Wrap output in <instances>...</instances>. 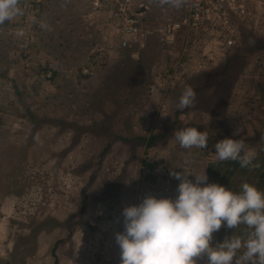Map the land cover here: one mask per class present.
Listing matches in <instances>:
<instances>
[{
    "label": "rangeland",
    "instance_id": "rangeland-1",
    "mask_svg": "<svg viewBox=\"0 0 264 264\" xmlns=\"http://www.w3.org/2000/svg\"><path fill=\"white\" fill-rule=\"evenodd\" d=\"M154 2V17L167 18ZM90 4L20 0L22 14L0 24V264H120V214L143 199L150 175L160 197L177 195L167 170L176 130L205 131L200 151L231 131L264 135V0H251L253 19L235 21L236 46L223 50L213 33L190 31L169 44L154 36L140 50L107 47ZM226 60V74L205 78ZM186 86L196 97L180 109ZM227 116L255 127L230 129Z\"/></svg>",
    "mask_w": 264,
    "mask_h": 264
},
{
    "label": "clouds",
    "instance_id": "clouds-1",
    "mask_svg": "<svg viewBox=\"0 0 264 264\" xmlns=\"http://www.w3.org/2000/svg\"><path fill=\"white\" fill-rule=\"evenodd\" d=\"M160 3L180 8L184 0ZM20 14V0H0V24ZM195 97L194 89L186 86L178 107L190 108ZM174 136L185 149L208 145L207 133L195 126L176 130ZM214 148L221 161L239 160L242 168L259 166L253 164L255 153L245 150L242 139L226 137ZM170 174L179 181L174 198L149 194L122 209L123 231L115 233L120 264H198L201 256L207 257V264H264V191L247 181L238 190L209 182L205 170ZM241 225L246 226L245 234L233 232L213 243V234L222 226L238 229Z\"/></svg>",
    "mask_w": 264,
    "mask_h": 264
},
{
    "label": "built area",
    "instance_id": "built-area-1",
    "mask_svg": "<svg viewBox=\"0 0 264 264\" xmlns=\"http://www.w3.org/2000/svg\"><path fill=\"white\" fill-rule=\"evenodd\" d=\"M153 0H110L115 17L119 44L123 48L146 47L150 38L162 36L171 43L177 33L210 32L216 37L218 50L236 46V20L253 19L251 0H184L180 8L167 18L154 17ZM102 0H91L92 11L100 12ZM205 34V33H203ZM137 52L132 53L136 56Z\"/></svg>",
    "mask_w": 264,
    "mask_h": 264
},
{
    "label": "crops",
    "instance_id": "crops-1",
    "mask_svg": "<svg viewBox=\"0 0 264 264\" xmlns=\"http://www.w3.org/2000/svg\"><path fill=\"white\" fill-rule=\"evenodd\" d=\"M158 0H156L157 2ZM110 2V0H102L103 7L100 9V12H93L92 8L86 9V15L88 17V20L93 19V22L96 21V31L99 32L101 29V38L103 41H105L107 47L114 46L120 48V35H117L115 32H118L116 29V25L114 22H116L114 13L112 11V7L110 3L107 5L106 3ZM89 3H91V0H89ZM154 0L151 1V5H154ZM91 5V4H90ZM158 7H160L158 5ZM151 8V7H150ZM162 14H165L166 16L169 14L172 15L174 12V8H167V5H163L161 7ZM264 13V12H263ZM167 16V17H169ZM87 21V20H86ZM100 28V29H98ZM91 29V28H90ZM113 37L116 41L109 42L110 37ZM82 46V44H80ZM79 46V45H78ZM84 46V45H83ZM122 48V47H121ZM184 60V57H181L179 61ZM167 61V60H166ZM199 63V62H198ZM236 84V83H235ZM232 89V88H231ZM237 93L236 91H234ZM234 92L229 93V95L234 94ZM261 94L264 93L263 90L260 91ZM237 105V104H235ZM230 106V101L228 105L224 106V109L227 110ZM246 114L247 111H250V107L244 108ZM205 111L200 113L201 115H205ZM228 110L226 112V115H228ZM237 114V113H236ZM262 117V116H261ZM227 119L224 120L226 123L224 126L228 128H234L238 124L247 125L250 128L255 127L254 119L248 120V116L245 119V122H240L236 117H226ZM234 118V119H232ZM205 121V118L203 117V120ZM258 123V122H257ZM264 123L263 117L261 118V121L259 122V126L261 127ZM169 126V124H168ZM203 128L205 127V122L202 124ZM222 127V126H221ZM203 131V130H202ZM228 133V132H227ZM169 136V135H168ZM175 137V136H174ZM226 137H231L234 139H242L245 141V150L251 153H255V159L253 161V164H258V167H241L239 160H225L221 161L217 158L215 150H202L200 151L198 148L196 151H187L185 148H182L176 141V143H172V149L168 151L167 158L171 159V163L168 160V166L167 170H170L171 172L179 171L183 172V170H186L187 172L194 173V174H202L204 170L206 171L209 182H217L222 185H228L226 187L233 188L234 190H238L239 186L247 181L249 183H252L258 187V189L264 191V135L260 136H253L249 135V133H245L243 135H237V133H234L233 131L229 132L227 135L219 136L216 138L217 141L224 139ZM170 137H167V140ZM174 142V141H173ZM181 150V151H180ZM171 152V154H170ZM152 168V166H149ZM152 174V173H151ZM153 175V174H152ZM150 175V182L149 187L144 191V195H141L142 197L152 194L160 197V193L163 191L158 190L159 186L155 185L157 182V177L154 178V176ZM171 179H168L165 183V188H173L172 181L174 180V177H171ZM189 179L194 180L195 177L190 175L188 177ZM167 184V185H166ZM114 189V188H113ZM166 190V189H165ZM112 192L109 193L108 204L107 206L112 202L113 196ZM115 202L121 203V198L118 197V194L115 195ZM109 207V206H108ZM120 209V207L118 206ZM116 210V206L114 205L112 210ZM118 209V210H119ZM120 211V210H119ZM122 215V214H120ZM113 219L114 216H113ZM219 231H230V234H226L225 236L219 235ZM218 232H215L214 240L215 239H224L226 236H230L233 232H236V234H245L246 233V226L241 225L238 229H227L225 227H221V229ZM213 240V243L216 242ZM215 244V243H214Z\"/></svg>",
    "mask_w": 264,
    "mask_h": 264
},
{
    "label": "trees",
    "instance_id": "trees-1",
    "mask_svg": "<svg viewBox=\"0 0 264 264\" xmlns=\"http://www.w3.org/2000/svg\"><path fill=\"white\" fill-rule=\"evenodd\" d=\"M60 1H62V0H60ZM154 1H156V0H154ZM63 3H64V1H63ZM71 30L72 29H69V30H67V27H62V29H61V32H62V35L64 34V33H66V32H71ZM66 34H68V33H66ZM51 37H54V34L53 35H51V34H49ZM49 36V37H50ZM60 36V35H59ZM71 36V35H70ZM65 38H69L68 37V35L67 36H64V39ZM76 43H79V41L78 40H76ZM79 45V44H78ZM79 47H80V45H79ZM236 55H233L232 57H230V59H232V58H234ZM227 63H229V60H226V62H225V64L224 65H222V68H218V69H215L214 71H209V72H207L206 73V75H205V78L206 79H208V77H209V75L210 74H212V72H214L215 74H217L218 72H223L224 74H226V67H227ZM116 68H118V66H116ZM220 70V71H219ZM233 83H235V82H232V84ZM170 126H171V124H170ZM159 134H163L162 132H160ZM149 138L150 139H155V135H152V136H149ZM153 164H149L148 166H152Z\"/></svg>",
    "mask_w": 264,
    "mask_h": 264
}]
</instances>
